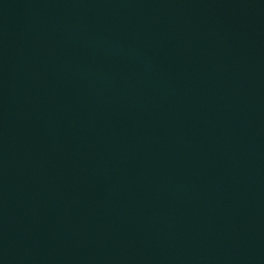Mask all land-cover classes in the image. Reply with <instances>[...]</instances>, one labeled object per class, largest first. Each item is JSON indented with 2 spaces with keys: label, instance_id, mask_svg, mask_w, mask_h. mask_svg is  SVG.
<instances>
[{
  "label": "water",
  "instance_id": "water-1",
  "mask_svg": "<svg viewBox=\"0 0 264 264\" xmlns=\"http://www.w3.org/2000/svg\"><path fill=\"white\" fill-rule=\"evenodd\" d=\"M0 264H264V0H0Z\"/></svg>",
  "mask_w": 264,
  "mask_h": 264
}]
</instances>
